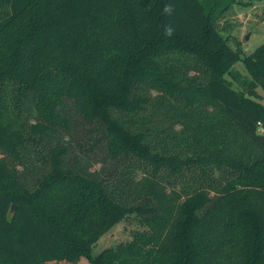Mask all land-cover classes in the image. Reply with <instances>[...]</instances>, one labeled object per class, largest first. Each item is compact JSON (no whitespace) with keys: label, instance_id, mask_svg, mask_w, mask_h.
<instances>
[{"label":"trees","instance_id":"trees-1","mask_svg":"<svg viewBox=\"0 0 264 264\" xmlns=\"http://www.w3.org/2000/svg\"><path fill=\"white\" fill-rule=\"evenodd\" d=\"M234 1L0 0V264H264V42L227 44ZM70 106L100 157H70Z\"/></svg>","mask_w":264,"mask_h":264},{"label":"rangeland","instance_id":"rangeland-1","mask_svg":"<svg viewBox=\"0 0 264 264\" xmlns=\"http://www.w3.org/2000/svg\"><path fill=\"white\" fill-rule=\"evenodd\" d=\"M218 29H220L222 36L225 38L227 44L235 51L238 52L241 58L251 54L253 50L262 42H264V0H235L229 7L220 14V17L216 21ZM236 72V78L232 79L233 87L240 88L241 82L248 80L250 75L246 71L244 64L239 60L233 67ZM229 79L231 77H228ZM261 94V102H264V90L257 89ZM173 101V100H172ZM174 104V101L171 102ZM69 114L72 119V126L68 131V134L64 135L63 141H67V145L70 147V157H76L80 154L83 158L86 154L87 146L94 143L97 151L91 153V158L100 157L102 150L101 140L98 142V133H89L87 129H90V125L84 121L79 115H77L72 107L68 108ZM177 129L179 125L175 126ZM78 145V146H77ZM79 156V155H78ZM32 163L34 167L28 166L25 169L27 176L31 180V174L29 171H47L48 166L42 165L39 162L34 161L32 157ZM85 160V159H84ZM99 163L94 164L91 168L98 169ZM30 180L28 183H30ZM16 209V208H15ZM139 220L135 214H128L121 219L118 223L110 227L107 231L102 233L97 241L92 245L91 254L95 255L104 248L115 247L121 242H125L131 239V233L135 229H142ZM47 264H67L61 263H47ZM72 264H90L85 258L81 257L77 262Z\"/></svg>","mask_w":264,"mask_h":264},{"label":"clouds","instance_id":"clouds-1","mask_svg":"<svg viewBox=\"0 0 264 264\" xmlns=\"http://www.w3.org/2000/svg\"><path fill=\"white\" fill-rule=\"evenodd\" d=\"M163 13L164 14H167V15H172L175 11V8H174V5L169 2V3H166L162 9ZM175 32V28L171 25V24H167L165 25L164 27V34L168 37H171Z\"/></svg>","mask_w":264,"mask_h":264},{"label":"water","instance_id":"water-1","mask_svg":"<svg viewBox=\"0 0 264 264\" xmlns=\"http://www.w3.org/2000/svg\"><path fill=\"white\" fill-rule=\"evenodd\" d=\"M15 208H16V204H15V203H11L10 208H9V210H8V214H9L10 216H13V214H14V212H15Z\"/></svg>","mask_w":264,"mask_h":264}]
</instances>
